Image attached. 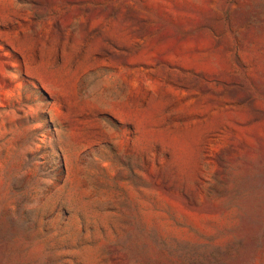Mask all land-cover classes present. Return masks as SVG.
Listing matches in <instances>:
<instances>
[{"label":"rangeland","instance_id":"obj_1","mask_svg":"<svg viewBox=\"0 0 264 264\" xmlns=\"http://www.w3.org/2000/svg\"><path fill=\"white\" fill-rule=\"evenodd\" d=\"M0 264H264V0H0Z\"/></svg>","mask_w":264,"mask_h":264}]
</instances>
